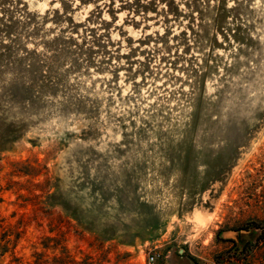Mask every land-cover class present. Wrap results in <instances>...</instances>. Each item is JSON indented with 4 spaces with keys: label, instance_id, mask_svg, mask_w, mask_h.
I'll use <instances>...</instances> for the list:
<instances>
[{
    "label": "rangeland",
    "instance_id": "rangeland-1",
    "mask_svg": "<svg viewBox=\"0 0 264 264\" xmlns=\"http://www.w3.org/2000/svg\"><path fill=\"white\" fill-rule=\"evenodd\" d=\"M151 255L264 264V0H0V264Z\"/></svg>",
    "mask_w": 264,
    "mask_h": 264
},
{
    "label": "water",
    "instance_id": "water-1",
    "mask_svg": "<svg viewBox=\"0 0 264 264\" xmlns=\"http://www.w3.org/2000/svg\"><path fill=\"white\" fill-rule=\"evenodd\" d=\"M248 231L246 230H239V231H228L225 232L226 237H232V238H236V236L238 238H241V236H243L244 233H247Z\"/></svg>",
    "mask_w": 264,
    "mask_h": 264
},
{
    "label": "flooded vegetation",
    "instance_id": "flooded-vegetation-1",
    "mask_svg": "<svg viewBox=\"0 0 264 264\" xmlns=\"http://www.w3.org/2000/svg\"><path fill=\"white\" fill-rule=\"evenodd\" d=\"M250 229H253V228L250 227V228H248V229L246 228L244 230H250ZM248 245H250V241H247V240L240 239L238 242L234 241V246L240 247L241 249L246 248Z\"/></svg>",
    "mask_w": 264,
    "mask_h": 264
},
{
    "label": "snow or ice",
    "instance_id": "snow-or-ice-1",
    "mask_svg": "<svg viewBox=\"0 0 264 264\" xmlns=\"http://www.w3.org/2000/svg\"><path fill=\"white\" fill-rule=\"evenodd\" d=\"M77 2H79V0H77ZM57 6H59V5H57ZM150 15H151V14H150ZM145 47H147V45H145ZM134 58H135V57H134ZM135 67H136V66H133V71H135ZM146 74H147V73H145V75H146ZM178 74H179V73H178ZM119 75H120V76H124L125 73H124V72H121ZM141 79H143V76H137V77L135 78L136 82H139ZM120 83H123V81L121 80ZM145 84H147V81H145ZM128 87L131 88V82L129 83ZM145 90H146V89H145ZM125 94H127V92H125ZM145 106H146V105H145Z\"/></svg>",
    "mask_w": 264,
    "mask_h": 264
},
{
    "label": "built area",
    "instance_id": "built-area-1",
    "mask_svg": "<svg viewBox=\"0 0 264 264\" xmlns=\"http://www.w3.org/2000/svg\"><path fill=\"white\" fill-rule=\"evenodd\" d=\"M157 261V256L156 255H151L149 257V264H155Z\"/></svg>",
    "mask_w": 264,
    "mask_h": 264
}]
</instances>
